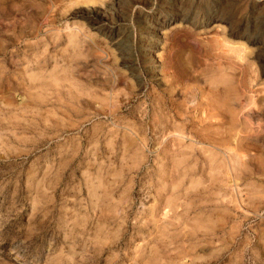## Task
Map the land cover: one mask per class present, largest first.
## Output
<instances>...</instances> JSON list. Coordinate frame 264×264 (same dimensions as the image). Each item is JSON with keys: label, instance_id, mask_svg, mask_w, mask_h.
<instances>
[{"label": "rangeland", "instance_id": "obj_1", "mask_svg": "<svg viewBox=\"0 0 264 264\" xmlns=\"http://www.w3.org/2000/svg\"><path fill=\"white\" fill-rule=\"evenodd\" d=\"M0 264H264V0H0Z\"/></svg>", "mask_w": 264, "mask_h": 264}, {"label": "bare ground", "instance_id": "obj_2", "mask_svg": "<svg viewBox=\"0 0 264 264\" xmlns=\"http://www.w3.org/2000/svg\"><path fill=\"white\" fill-rule=\"evenodd\" d=\"M90 17H94L96 24L101 25L102 16H99L98 14H92V15H90ZM42 54H43V51L41 53H36L35 58H32L29 55H27V53H24L23 58H24V61H26L27 63H30L29 68H39L40 69L44 66L43 64H45L48 60V57L42 56ZM155 55L153 53L151 54L152 57ZM151 70H152L151 71L152 74H156L158 72L155 68H153ZM44 72L45 71L40 72V74L38 73L39 75L36 76L35 78H33V76L36 74L30 76V79L32 80L30 83L31 86L36 85L35 83H37V82H38V84H40V83L44 82L45 79L53 77L52 74H50L51 72L49 74H46V75ZM109 75H110L109 76L110 79H108V80H110V81L106 80L109 83L106 82V85H104V86L112 87V89H113V86L115 84V80H117L116 75L110 69H109ZM218 83H216L214 85V88H215L214 90L210 89V94H207V95L204 94V90L199 92L200 96L204 97V100L199 101V102H195V104H193L192 106L191 105L188 106L186 103L183 102V105H184L183 107H186V108H184L185 110L191 109V110L196 111L197 113L200 114V115H198L199 117H197V118L199 119L201 124L205 122L204 127H207L208 125H210L212 123L220 124L221 122H223V120L225 119V116L227 115V114L225 115V112L227 111L226 109H227V106L229 104L228 101H230L231 99H233V100L235 99V98H233V96L235 97V94H234V90H236L235 88L233 89V87L231 85H228L227 87H220L218 85ZM116 86H117V84H116ZM168 86H169V84L167 85V87ZM182 90H186V89H182ZM182 94L185 96V91H183ZM169 99L172 102H174V99H172V97H170ZM171 104H173V103H171ZM161 107H167L166 103H164L163 100H157V102H155V104H154L153 109H157V108H161ZM176 112H177L176 115H178L180 113V109H178ZM189 114H191V113H189ZM196 115H193V118H196ZM181 127L183 129V125L182 126H176V127L173 126L170 131L175 132L179 136L183 137L184 134L181 130ZM211 130H212V128H211ZM209 132L210 131L208 130V132H206V134H201L200 137L197 136L198 134L197 135L194 134V136H196L195 138L198 139V142H200L201 144L204 145L206 150L208 149L210 151L211 149H215L217 152H220V151L223 152V154L225 155V157L227 158V161H228V164H226V162H225V165H228V166H226L223 169L224 162H221L220 159L217 161L216 158L214 159L212 157L213 155L207 154L208 156L206 157V159H207V168H208V172H207L208 179L211 181L212 179H214L216 177L218 178V176H220V175L222 176V174H223L224 176H226V178L229 177L230 180H232L234 185L236 184L234 187H237V184H238L237 182H240L238 180L240 179V176H241L240 174H237V173L239 170H241L242 167H245V164H246L245 162L242 161L243 159L242 160L240 159V155L238 153V149H239L238 146H240V143H235V145L232 146L233 143L231 144V142L228 141L229 140L228 138H227V141H225L224 139H222V136H216V135L213 136ZM228 132H230V131H228ZM232 136H233V134H232ZM190 137H191V135H190ZM235 137L236 136H234V138ZM234 138H232L231 140L233 141ZM179 143H181V142H179ZM231 162H233V164H231ZM184 171H186V168H184L183 173H185ZM183 173L181 172L180 174L183 175ZM218 174H220V175H218ZM207 176H206V178H207ZM223 180L225 181L227 179H222V178L220 179V181H222V182H223ZM227 182L229 183L228 180H227Z\"/></svg>", "mask_w": 264, "mask_h": 264}]
</instances>
